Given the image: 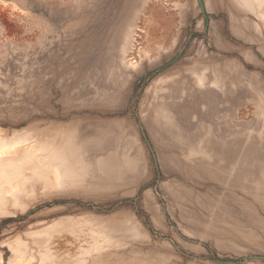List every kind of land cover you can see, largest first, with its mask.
<instances>
[{
	"label": "rangeland",
	"instance_id": "obj_1",
	"mask_svg": "<svg viewBox=\"0 0 264 264\" xmlns=\"http://www.w3.org/2000/svg\"><path fill=\"white\" fill-rule=\"evenodd\" d=\"M103 1L0 0V264H264V0H111L125 60L52 83Z\"/></svg>",
	"mask_w": 264,
	"mask_h": 264
},
{
	"label": "crops",
	"instance_id": "obj_2",
	"mask_svg": "<svg viewBox=\"0 0 264 264\" xmlns=\"http://www.w3.org/2000/svg\"><path fill=\"white\" fill-rule=\"evenodd\" d=\"M95 0H85V5L83 6V3L80 5L83 8L87 9V14L85 18V22L89 20L94 14V6L96 5ZM117 3H120V1L116 0ZM111 0L103 1V14L106 15L109 19V23L112 24L111 27H114L109 33V31H103L104 28L100 27H93L95 21H92L90 24L87 22L85 25V28L82 30H77L78 32H75L72 29H68L64 32L65 37L64 38L67 43L65 44L64 39L62 38L58 42H53L55 52L58 55V58L60 59V65L62 66L61 69H57V66L55 68V71L53 73V76L50 78V81L52 83L58 81L61 79V84L65 87H69L70 85L77 84L80 81H82L84 78V75L89 73L90 78V72L87 71L93 69L91 72L92 74L96 72L101 64H106L107 66H114L118 67L120 66L121 60H125V54L128 53L132 49V46L129 44L128 46V34L130 32L132 24H129L128 30L125 33L123 30L124 27H126L127 22H124L121 24L120 30H116L117 22L116 20V13H114L111 10L110 4ZM113 3H115L113 1ZM112 3V4H113ZM80 8L73 7L72 9H69L68 15L64 18V20H73V19H67L69 15H75ZM110 11L112 14L108 13ZM160 11V10H157ZM163 11V10H161ZM100 12V13H102ZM78 19V18H76ZM116 22V23H115ZM56 23V26L59 25L58 22ZM82 37H85V40L81 39ZM40 49L43 50L44 45V34L41 32L40 34ZM111 40V43L109 42ZM111 45V46H108ZM103 47H108L107 50L103 49ZM61 50V52H60ZM114 59V60H113ZM111 60V61H110ZM56 65V62H55ZM96 66V68H95ZM84 69H86L87 72H83ZM56 169V168H55ZM57 170V169H56Z\"/></svg>",
	"mask_w": 264,
	"mask_h": 264
},
{
	"label": "water",
	"instance_id": "obj_3",
	"mask_svg": "<svg viewBox=\"0 0 264 264\" xmlns=\"http://www.w3.org/2000/svg\"><path fill=\"white\" fill-rule=\"evenodd\" d=\"M198 1H199L202 12L204 13V15H206V9H205L204 1L203 0H198ZM180 56H181V53L177 57H175V59H173L169 63L165 64L164 66L160 67L159 69H157V72H161V71L167 69L168 67H170L171 65H173L180 58Z\"/></svg>",
	"mask_w": 264,
	"mask_h": 264
},
{
	"label": "trees",
	"instance_id": "obj_4",
	"mask_svg": "<svg viewBox=\"0 0 264 264\" xmlns=\"http://www.w3.org/2000/svg\"><path fill=\"white\" fill-rule=\"evenodd\" d=\"M214 258H216V257H214Z\"/></svg>",
	"mask_w": 264,
	"mask_h": 264
}]
</instances>
